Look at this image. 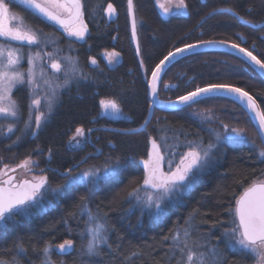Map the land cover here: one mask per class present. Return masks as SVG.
Masks as SVG:
<instances>
[{
  "label": "trees",
  "instance_id": "1",
  "mask_svg": "<svg viewBox=\"0 0 264 264\" xmlns=\"http://www.w3.org/2000/svg\"><path fill=\"white\" fill-rule=\"evenodd\" d=\"M185 1L187 12L165 17L155 0H132L139 39L136 46L128 0H83L89 35L86 42L77 44L82 73L62 90L50 112L41 108L47 118L42 120L40 129H35L32 113V129L23 131L30 110L24 91L17 92L21 115L14 133H7L10 120L0 117L3 163L36 157L46 171H54L51 178L58 180L62 179L60 172L73 168L85 155H92L95 147H100L97 152L101 154H93L94 159L103 154L104 159L118 157L121 165L115 177L99 180L95 187L85 182L64 188L58 195L51 193L44 200L42 196L30 214L0 223V260L18 258L24 264H41L42 250L50 244L53 264H176L179 252L173 255L171 236L189 221L194 228L193 238L200 237L202 244L207 241L219 245L223 264L256 263L253 253L236 246L234 238L223 235L236 219L237 198L264 175V157L260 156L264 145L247 111L233 99L216 95L197 104L221 107L217 110L237 107L240 113L233 120L245 117L255 131L250 143L217 144L201 180L179 195L178 200L165 203L163 213L156 215L153 209L142 207L127 195L132 187L143 183L142 161L150 150V137L164 142V136H170L186 144V140L202 133V125L184 113L187 106L169 111L155 107L146 129L123 130L138 127L145 120L151 103L150 74L169 51L186 43L219 38L237 42L264 60V0ZM15 3L22 8L20 11H27L34 24L50 28L48 22L37 19L36 13ZM109 3L115 8V16L109 17L105 11ZM226 9H233L243 19L233 12L218 11ZM113 52L120 59L114 67L107 62V56ZM209 83L245 88L264 110V79L244 59L227 51H201L177 60L165 71L159 94L173 98ZM108 98L115 100L127 117L99 115L101 101ZM95 125L114 129L94 128L85 147L69 146L68 140L78 127L89 129ZM18 136L20 140L13 143ZM87 210L104 216L109 241L98 256L90 258L84 254L79 259V232L86 223ZM65 239H72L75 249L62 254L54 245Z\"/></svg>",
  "mask_w": 264,
  "mask_h": 264
},
{
  "label": "snow or ice",
  "instance_id": "2",
  "mask_svg": "<svg viewBox=\"0 0 264 264\" xmlns=\"http://www.w3.org/2000/svg\"><path fill=\"white\" fill-rule=\"evenodd\" d=\"M21 3L27 8L34 11L39 16L47 18L60 25L69 36H75L77 39H83L87 32V25L83 21L84 3L82 0H21ZM129 10L133 7L132 0H128ZM179 7L186 8L184 0H179ZM109 17L115 13V8L111 3L105 9ZM233 12L239 17L233 9L218 10ZM8 14V5L4 0H0V37H6L11 41L26 42L27 45H38L40 43L36 32L30 27L24 25L23 21L19 24L8 28L4 24V19ZM243 19V17H239ZM247 23V21H246ZM133 36H135V19H133ZM200 43H215L214 41H201ZM196 44H186L183 48H176L175 51H169L166 56L156 65L152 71V79L149 84L151 94L155 96L157 92V82L160 79V73L164 70V65L170 59H174L178 54L197 47ZM233 49H238L245 57L249 58L252 63L264 69V60L258 59L251 51L240 47L239 44H232ZM139 52V49H137ZM111 56H118V53H111ZM23 53L19 48L5 49L0 45V117L11 122L7 124V133H14L15 125L20 120V106L18 101L13 98L12 90L17 84L25 83V73L20 68ZM40 58L39 52L34 56L29 53L27 70V84L33 89V93L39 87L34 79V63L35 59ZM69 63H72L71 58H68ZM95 64L96 61L92 60ZM141 64L143 62L141 61ZM52 67L59 71L60 65L53 63ZM76 71L75 67L72 69ZM45 83H48L45 81ZM223 93L224 98H231L234 102H239L247 110L254 114L255 120L258 121L257 128L261 139L264 140V110H261L253 96L249 95L243 88L235 87L227 83H209L205 87L197 86L194 91L188 92L186 95L178 97L177 102L191 107L201 101V99L215 98L217 94ZM55 97V89L52 90L50 96L46 95L45 100L49 112L51 111L53 98ZM41 100L34 98L29 105V118L24 121V132L32 129L33 126V110L36 112L34 118L35 129H40L42 120H46V114L40 111ZM101 105L105 109H112L114 112H119V105L115 100L101 101ZM211 119V115L206 117ZM147 120L145 124H147ZM2 127V125H0ZM224 134H216V142L222 139L231 141L233 136L242 137L243 131L237 128L229 129L225 124ZM89 132L92 130L89 129ZM32 135H36V131H32ZM85 136L83 128H77L76 134L71 138L69 143L79 146ZM151 148L147 152V159L142 161L145 175L143 183L132 187L128 192V197L134 198L138 204H142L148 208H154L157 214L163 213V203L166 200L176 199L181 194L182 190H186L191 186V183L198 178L200 170L206 165L210 159L211 149L215 144L209 143L205 148L202 143L198 144L195 141H188V151L178 153L167 150L166 155L162 154L161 144L155 138H149ZM167 137L163 138L164 145L167 149ZM20 137L13 143H17ZM178 147V145H177ZM260 156L264 157V150L260 152ZM51 159V151L49 152ZM178 159V163L176 162ZM0 163H3V158L0 157ZM120 159H113L111 156L106 161L102 168L95 166L85 169L79 174L74 168H67L61 175L66 182L61 185V188H71L73 185H78L87 182L90 187H95L99 180H107L115 177L119 171ZM167 164V171L162 167ZM37 166V162L31 157H27L18 163L14 168H10L8 164H3L0 168V223L12 219L18 215L30 214V209L38 202L37 194L41 189L48 190L47 177L40 176L33 180H22L15 182L13 176L8 173H15L17 169H23L30 172L32 168ZM57 192L58 189H51ZM143 193V195H142ZM83 199V198H82ZM88 211L89 219L86 221V243L82 246V252L88 257H95L100 254V245L107 244L108 225L99 215H94L91 210ZM235 216L238 217V223L233 220L235 225L232 228H225L223 235L234 238L242 249L253 253L257 258V264H264V182L253 183L245 188L239 199L236 200ZM191 219V217H190ZM186 227L175 230L171 236L172 251L175 256L179 252V259L176 264H223L220 252L216 247H207L202 244L201 238L193 239L194 228L189 221H185ZM167 239V237H166ZM51 245L46 246L43 252L41 264H52L50 256ZM60 252H67L73 248V240L65 239L63 243L57 245ZM201 249H204L201 251ZM0 264H5L0 261ZM14 264L18 262L14 261Z\"/></svg>",
  "mask_w": 264,
  "mask_h": 264
},
{
  "label": "rangeland",
  "instance_id": "3",
  "mask_svg": "<svg viewBox=\"0 0 264 264\" xmlns=\"http://www.w3.org/2000/svg\"><path fill=\"white\" fill-rule=\"evenodd\" d=\"M4 2L8 5V14L3 21L5 26L8 28H11V27L19 24L20 21H23L25 26L30 27L32 29V31L37 33L39 40H40V43L38 45L29 46V45H27L26 42L21 43L18 41H11V40L7 39L6 37H5V39L0 38V45H2L5 49L19 48L21 50V52L23 53V57H24L21 60L20 68L25 73V83L24 84H17L12 90V96L14 99H16L18 101V104L20 106L21 100L17 97V92H20L23 90L24 93L26 94V98L28 99L29 105H30L32 99L39 98L41 100L40 111H41V108H45V109L49 110L47 107V102L45 100V96L46 95L50 96L52 93V90L55 89V97L53 98V103H52V106H53L55 103V100H57V98L61 95L62 90H64L68 85H70L76 79V77L82 73V66L80 64V57H79L78 51H77V49H78L77 44H78V42H80V43L86 42L88 35H89V26L87 24V20L85 17V11L83 9V11H84L83 21L87 25V32H85L84 38L83 39H77L75 36H70L68 38H61L57 33L53 32V29L51 27L49 29H45L43 26H40V25L38 26L37 24H34L33 21L31 20V18L29 17V15L27 14V11H24V12L20 11V9H22V8L18 4H16L15 1L4 0ZM82 2H83V0H82ZM155 3H156L158 10L160 11V13L165 17L171 16L173 14H179V13L187 12L186 11L187 8L179 7V0H155ZM184 3L186 5L185 0H184ZM134 15H135V11H134ZM113 16H115V13L113 14ZM37 19L39 20V18H37ZM135 19H136V15H135ZM72 38L77 39V40H73ZM37 52H39L40 58L35 59L34 79H35V82L39 85V87L35 90V93H33V89L30 88L29 85L27 84V70L29 68L27 58H28L29 53H31L35 58V53H37ZM68 58H71L72 63H69ZM92 60H94V59H92ZM119 61H120V59L118 56H115V57H113L111 55L107 56V62L110 66H113V67L116 66L119 63ZM53 63H57L60 65L59 71L52 67ZM73 67H75V69H76L75 72L72 71ZM45 81H47L48 83H45ZM110 100H113V99H111V98H108L105 100L103 99V101H110ZM220 108L212 107V106H209L207 104H197V103L193 104L191 107L187 106L185 109L183 108L184 113L187 115V117L190 116L189 118H191V120L193 118L194 120H196L195 122H198V124L202 125L201 126L202 128H200V131L202 130V133L199 132V135L192 138V140L191 139L186 140L185 141L186 144H181V142H178L179 140L176 138L171 139L170 136H164V137L168 138L167 139V149H166V146L164 145V142L158 141L159 144H161V149H160L161 153L166 155L167 150L175 151L178 153H184V152L188 151V147H187L188 141H195L198 144L202 143L205 148L209 145V143L215 144V147L217 144H222L224 142H247V143H250L252 141V138L256 134L254 133L255 131H253V129L250 127L248 120L245 117L242 118L240 121H238V119L233 120V119H235L234 118L235 114L239 115L240 110L237 107H235L234 105L233 106L232 105L226 106V108H225L226 110H217ZM28 109H29V106H28ZM119 109H120L119 112H114L112 109H110V108L105 109L101 105V110H100L99 115L104 116V114H106L107 116H111L114 118L127 117V114H125L121 110L120 106H119ZM41 112H43V110ZM33 113H34V115H36V112L34 110H33ZM209 115H211V117H212L211 119L206 118ZM28 118H29V113H27V119ZM225 124H227L229 126V129L237 128V129L242 130L244 135L242 137L233 136V139L231 141L222 139L220 142L217 143L216 142V134L217 133L224 134L225 130H224L223 126ZM81 128H83L84 132H85V136L82 139V143L79 146H75L74 144L69 143L71 138L76 134V130H75L71 134V136L68 140V144L70 147L83 148L86 146V143L90 142L91 136L88 135V133L90 134V132L88 130L89 129L92 130V127L89 129H87L86 127H81ZM97 128H101V127H97ZM156 140H158V139H156ZM177 145H178V147H177ZM215 147H213L211 149L210 159L208 160L206 165L200 170V172L198 174V178L194 182H192L191 185H193V183L200 181L201 178L204 176V172L206 171V169L209 166V163L211 161V156H212V153H213V150ZM150 148H151V146H150ZM93 154H94V156H99L101 154V152L97 153V147H95ZM93 154L92 155H85L84 158H81L79 160V162H77L75 164V165H78V166H76V168L74 167L77 174H79L83 170L89 169L93 166H95L97 168H102L109 158V157H105V159H104V154H103V156L99 157L98 159H94ZM29 157H31V156H29ZM31 159L33 161L37 162V166L32 168V170L30 172H26L23 169H17L15 173L9 172L8 175L15 174L14 179H15V182H17V183H19L23 179L33 180V178H39L40 176H46L47 177L46 188L48 190L41 189L40 192L37 194V200H39V198H41L42 196H44L42 198V200L47 199L51 193H53L54 195L60 194L64 190V188H61L60 186L66 184L64 177L61 175L62 172L58 171V172H60L58 175H60V177H62V179L54 180L51 178L52 175L50 176V173H54V171H51V172L46 171V168L44 166H41L38 158L31 157ZM21 161H19L17 163H6V164H8L10 168H14ZM176 162L178 163V159ZM3 164H5V163H2L0 165V168L3 167ZM120 165H121V163H120ZM162 167L165 169V171H167V164L166 163L163 164ZM64 171L65 170H63V172ZM144 175H145V172H144ZM256 181L264 182V175L257 178ZM54 188L58 189V191L57 192L51 191V189H54ZM186 191H188V188L186 190H182L180 195L186 193ZM142 195H143V193H142ZM178 199H179V197L176 199H170V200L173 201V200H178ZM170 200H166L163 203V205ZM134 202L137 203L136 200ZM139 205H141L142 207H146L142 204H139ZM146 208H148V207H146ZM149 209H153L156 212V210L154 208H149ZM91 213L94 215H99L101 217H104L103 215H101L100 213H97V212H91ZM156 215H157V212H156ZM88 219H89V216H87L86 221H88ZM234 220L236 221V223H238L237 218ZM234 226L235 225L233 224L231 226V228ZM228 228H230V227H228ZM85 229H86V223H85L83 229L79 232V246H78L79 247V249H78L79 259H81L84 255V253L82 252V246L86 243V239H87ZM107 239L109 241V233L108 232H107ZM193 239H196V238L194 237ZM234 242L237 243L236 240ZM234 242H232V243H234ZM61 243H63V242H61ZM61 243L54 245V248L58 249L57 245H59ZM203 244L207 247H216L218 249V251L220 252L221 257H223L222 251L220 250L219 245L216 242H215V244H210L209 242L206 241V243H203ZM103 245H106V244H101L100 249ZM236 246L242 248L238 243ZM74 249H75V242L73 241V248L68 250L67 252H70ZM203 250L204 249H201V251H203ZM67 252H63V253L61 252V253L64 254ZM52 253H53V247L51 246L50 256H51V261L53 264L54 262L52 260V257H53ZM42 258H43V252H42L40 260H42ZM257 260H258V258L255 256V261H256L255 264H257ZM0 261H4L5 264H14V261L18 262V264H24L18 258H15L14 260L13 259H5V260H0ZM31 264H36V262L34 261Z\"/></svg>",
  "mask_w": 264,
  "mask_h": 264
},
{
  "label": "water",
  "instance_id": "4",
  "mask_svg": "<svg viewBox=\"0 0 264 264\" xmlns=\"http://www.w3.org/2000/svg\"><path fill=\"white\" fill-rule=\"evenodd\" d=\"M18 1L19 3H21V0H16ZM133 3V2H132ZM22 4V3H21ZM24 5V4H23ZM26 6V5H24ZM27 7V6H26ZM133 19H135V15H134V6L132 7L131 11H130V20H131V28H132V33H133ZM134 38V42L136 44V46H138V43H139V39H138V32H137V25H136V19H135V36H133ZM201 41H214L215 43H211V44H208V43H200ZM239 44L237 42H234V41H229V40H225V39H219V38H209V39H203V40H198V41H194V42H190V43H186V44H196L198 45L197 47L193 48V49H190L186 52H184L183 54H178L174 59H170V61H167L164 65V70L160 73V79L159 81L157 82V92L155 94V96H153L151 94V89L149 87V84L151 82V79H152V72L150 74V77H149V81H148V94H149V99L151 101L150 103V106H149V111L147 113V116L145 118V120L143 121V123L138 126V127H134V128H130V129H123L124 131H127V132H136V131H140V130H143V129H146L147 128V125L149 123V121L151 120L152 118V115H153V111H154V108L157 107L161 110H165V111H169V110H173V109H178V108H181L183 106H186L184 104H181L179 102H177L178 100V97H174V98H163L159 95V87H160V83H161V80H162V77L165 73V71L168 69V67L170 65H172L174 62H176L177 60L181 59L182 57H185L187 55H190V54H193V53H197V52H201V51H211V50H218V51H227V52H231L239 57H241L242 59H244L249 65H251L257 72L258 74L264 79V69H261L259 66L255 65L254 63H252L250 61L249 58L245 57L243 53H240L238 49H233L231 47L232 44ZM186 44H183V45H180L176 48H183ZM240 47H243V48H246L245 46L239 44ZM172 49L171 51H175V49ZM248 49V48H246ZM249 51H251L253 53V55L257 56L258 59H261L258 55H256L252 50L248 49ZM168 54V53H167ZM166 54V55H167ZM165 55V56H166ZM164 58V57H163ZM162 58V59H163ZM161 59V60H162ZM262 60V59H261ZM160 62V61H159ZM158 62V63H159ZM157 63V64H158ZM156 67V66H155ZM155 67L153 68V70L155 69ZM152 70V71H153ZM228 84V83H227ZM235 87H240L238 85H234V84H231ZM206 85L204 86H201V87H205ZM242 88V87H240ZM245 91H247L249 93V95L253 96V98L256 100L258 106L260 107L261 110L262 107H261V104L260 102L258 101V99L248 90H246L245 88H243ZM195 89L191 90V91H194ZM190 92V91H189ZM188 93V92H187ZM187 93H184L182 95H186ZM180 95V96H182ZM217 95H221V96H224L223 93H219ZM239 103V102H238ZM240 104V103H239ZM241 105V104H240ZM242 107H244L243 105H241ZM244 109L247 111V113L249 114L253 124L255 125L257 131H258V128H257V124H258V121L255 120V117H254V114L252 112H250L249 110H247L245 107ZM147 120V124H145V121ZM103 128H110V129H114L112 127H109V126H104ZM258 134H259V131H258ZM259 137L261 139V136L259 134ZM151 138H154L153 136ZM262 143L264 145V140H262ZM150 142V140H149ZM158 142V140H157ZM159 143V142H158ZM150 146H151V143H150ZM9 176H15V174H11ZM25 180V179H23ZM22 181V180H21ZM20 181V182H21ZM31 181V180H30ZM257 183H260V182H257ZM242 195V194H241ZM58 251L60 252V250L58 249Z\"/></svg>",
  "mask_w": 264,
  "mask_h": 264
},
{
  "label": "flooded vegetation",
  "instance_id": "5",
  "mask_svg": "<svg viewBox=\"0 0 264 264\" xmlns=\"http://www.w3.org/2000/svg\"><path fill=\"white\" fill-rule=\"evenodd\" d=\"M37 18H39V20H40L41 22H48L49 26L53 29V32L57 33L61 38H68V37H70V36L64 31V29H63L60 25L56 24L55 22H53V21H49L47 18L42 17V16H39L38 14H37ZM0 38L5 39V37H0ZM72 39H73V40H77V39H74V38H72ZM93 128H95V127H93ZM164 170H165V169H164Z\"/></svg>",
  "mask_w": 264,
  "mask_h": 264
}]
</instances>
